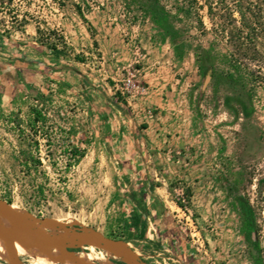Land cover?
<instances>
[{"label": "rangeland", "instance_id": "obj_1", "mask_svg": "<svg viewBox=\"0 0 264 264\" xmlns=\"http://www.w3.org/2000/svg\"><path fill=\"white\" fill-rule=\"evenodd\" d=\"M87 1L92 29L79 0H0V199L54 220L53 234L124 240L142 264H252L241 197L264 264V75L242 85L222 74L205 54V10L204 33L157 26L164 12L149 0ZM33 72L42 77L11 79ZM33 141L44 197L12 157ZM70 145L84 156L66 167Z\"/></svg>", "mask_w": 264, "mask_h": 264}, {"label": "trees", "instance_id": "obj_2", "mask_svg": "<svg viewBox=\"0 0 264 264\" xmlns=\"http://www.w3.org/2000/svg\"><path fill=\"white\" fill-rule=\"evenodd\" d=\"M149 1L154 7L160 8L164 12L163 18L154 19V23L163 28L169 23V18H171L175 22L186 21L205 33V25L201 14L205 10L211 21V30L214 34V41L211 47L205 51V54L208 58L221 62L224 67L222 74L229 75L228 78L231 81L242 85L247 82L256 83L258 79H252V76L264 75V0H169L172 2L169 10L163 4V0ZM59 5L63 6V3ZM72 6L81 20L92 29L82 9V6H84L89 10L88 1L79 0V3H73ZM220 43L225 45L224 51L214 48L215 45ZM51 50L56 54H60L56 47H52ZM35 114L39 115L40 113L36 111ZM37 122L38 118L36 119L35 117L33 118V124L28 125V131L32 135L37 134L35 125ZM19 132L25 137L29 136L22 129H19ZM32 144L33 146L26 143V149L20 145L14 151L12 157L20 167L21 178L28 181L26 185L29 186V183L31 185L34 182L36 193L44 197L47 177L39 170L42 166L39 155V143L38 141H33ZM49 146H51V143ZM70 146L71 151L66 167L71 166L72 161L78 163L84 156L83 150L73 145ZM40 175L44 177L45 182L36 184V179ZM32 186L34 187L33 184ZM187 195L190 197V190H187ZM130 199L132 202H136L135 193L131 192ZM5 200L9 204L12 203L9 197L5 198ZM238 202L240 206V235L247 247H249L252 264H262L261 258L257 254L259 252V244L253 240L255 221L250 212V207L241 197H238Z\"/></svg>", "mask_w": 264, "mask_h": 264}, {"label": "bare ground", "instance_id": "obj_3", "mask_svg": "<svg viewBox=\"0 0 264 264\" xmlns=\"http://www.w3.org/2000/svg\"><path fill=\"white\" fill-rule=\"evenodd\" d=\"M14 209L19 214L22 224L31 231L30 236L32 237H36L34 229H39L45 236L60 242L81 237L85 233L69 234L63 230V232L53 234L48 231L52 220L50 222L38 220L23 211ZM0 224L5 229L4 234L0 233V264H14L15 261L25 264L20 259L26 260V264H117L120 260L115 250L106 249L98 241L82 247L79 251L64 250L54 246L45 248L31 246L26 242L22 231L11 223L6 214L0 215Z\"/></svg>", "mask_w": 264, "mask_h": 264}, {"label": "water", "instance_id": "obj_4", "mask_svg": "<svg viewBox=\"0 0 264 264\" xmlns=\"http://www.w3.org/2000/svg\"><path fill=\"white\" fill-rule=\"evenodd\" d=\"M1 214H6L8 216L11 223L22 231L26 242L31 246L39 248L54 246L64 250L76 251L98 241L106 249L115 250L119 254L120 259L126 264H142L135 256L128 243L124 240L108 238L102 233L94 230L85 232L81 237L71 238L66 242H60L56 239L49 238L39 229H34L36 237H32L30 236L31 231L22 224L19 214H17L15 209L12 207V204H9L7 201L2 199H0V215ZM4 231L5 229L0 224V233L4 234ZM14 264H20V262L15 261Z\"/></svg>", "mask_w": 264, "mask_h": 264}, {"label": "crops", "instance_id": "obj_5", "mask_svg": "<svg viewBox=\"0 0 264 264\" xmlns=\"http://www.w3.org/2000/svg\"><path fill=\"white\" fill-rule=\"evenodd\" d=\"M41 77H42V75L40 73L39 74H36V72H33L32 75H14V76L12 75L11 76V79H14L15 78L16 81H18V83H22V82H24L26 80H28V82H30V81H36V80H38Z\"/></svg>", "mask_w": 264, "mask_h": 264}]
</instances>
